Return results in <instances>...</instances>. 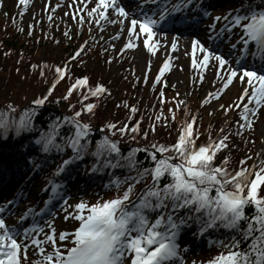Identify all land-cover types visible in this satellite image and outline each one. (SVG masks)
<instances>
[{"label":"snow or ice","instance_id":"6c2138e0","mask_svg":"<svg viewBox=\"0 0 264 264\" xmlns=\"http://www.w3.org/2000/svg\"><path fill=\"white\" fill-rule=\"evenodd\" d=\"M153 2H157V0H153ZM191 2L192 0H188L186 4L173 5L171 12L186 9ZM261 2L264 3V0ZM18 3L26 5L28 0H18ZM109 10L117 16L121 24L125 22L121 18H126L128 13L124 7L117 4L116 0H97L95 7L88 11L87 15L93 17V13H96L95 23L99 24L102 19L108 18ZM168 14L169 9L165 5L160 10L161 20L165 19ZM5 15L7 14L5 13ZM49 18L51 19V17ZM213 19L215 22L219 21L221 17H214ZM223 19L226 21L225 28L228 32L236 27L240 28L242 32L238 38L242 45L240 55L236 58L238 67H233L223 55L210 52L195 38L191 42L192 51L195 53L199 50L203 55L198 61L194 59L193 65L201 68L207 67L211 60L217 62L216 76L220 81L219 86L214 93L206 95L202 104L208 103L211 99H218L220 94L234 82V79L241 81L243 92L240 99L244 100L246 97L248 102L243 104L240 112V119L243 123L237 122V131L234 134L239 135L245 127L252 128L251 117L255 116L257 109L264 105V66L259 70L244 66L250 43H254L256 46L252 53L253 57H259L264 61V8L252 6L243 14L242 10H235V14L229 13ZM81 22H83V18H81ZM109 22L116 23L114 20ZM192 22H196L195 17L192 18ZM156 23L158 21L148 16L140 20L131 19L128 22L129 37L146 34L143 44L150 53H154L158 44V41L150 43L156 35L153 31V25ZM137 26L138 32L136 31ZM31 27L29 25V28ZM209 27L213 28L211 25ZM213 32H215L214 28ZM222 35V32L215 33L210 35L209 39L219 40ZM85 46L86 44L80 47L83 49ZM135 47L136 44L131 41L127 42L121 48V52ZM175 47L176 41L173 40L172 48L175 49ZM230 48L235 51L237 45L231 44ZM78 54L70 56L69 59L75 60ZM169 67V60L165 59L156 80H159ZM67 68V64L64 67H56V77H65ZM41 75H43V71H41ZM86 83L87 78H77L68 88L64 98L67 99L68 95H71L75 89L86 85ZM54 87L55 80L52 86L48 88V94H51ZM105 92L106 89L98 83L94 88L88 89L87 94L82 95L81 100L86 101L88 96H99ZM163 95V91H161V103L164 102ZM47 98L48 96L45 95L35 99L32 103L40 106ZM95 107L96 105L93 103H83L79 111H75L72 116H66L62 122L57 121L54 125L55 128H59L61 123H67L74 129L66 140V146L72 150L73 155L63 160L54 174L58 175L64 171L66 166L74 160H79L81 153L85 152L91 128L90 125L81 123L78 118L82 112L90 113ZM231 107L230 105L229 108H224L221 105L225 112L229 111ZM237 107L240 106L237 105ZM130 110L135 112L136 108L132 107ZM171 111L169 109L170 113ZM187 111V107L184 106L185 115H187ZM33 114L34 110L22 113L21 121L16 124L17 130H23L27 127L26 118ZM211 114L209 112V115ZM6 116L7 113H0V132L6 130L8 126ZM129 119L132 117L130 116ZM160 119V115H157L156 120L160 121ZM173 119H175L174 116ZM195 121L196 116L193 115L191 120H185L181 124L175 143L170 145L153 144L150 149H133L126 157L129 161L128 166L135 167V152L148 151L154 164L150 169H143L137 176L131 178L133 181H139L149 172L152 177V182L141 190L138 202H129V196L133 190V184L130 183L120 196L93 205H87L81 201L73 206L76 209L74 218L79 221V226L74 229L70 236L71 247L63 244L58 245L54 230L44 233V239L41 240L38 238L41 233L38 225H32L20 231L14 226H8L5 220L0 218V264H22V261L26 262L29 244L35 247L40 256V259L34 261L33 264H121L126 253L132 254L130 264H162V262L178 257L176 236L180 227L186 223L185 218L178 221L176 219V214L181 209L194 213L192 219L200 225L198 229L200 233L215 227L218 222L227 229H236L241 232L240 240L234 238L233 242L222 245L230 249L227 253L218 254L207 264H264V197L258 196L260 186L264 185V167L257 169L255 164L252 168L243 167L245 161L241 160L242 167L233 174L225 167L228 163L227 157H224L221 165H215L217 153L221 150H227L229 137L224 134V129H221L217 138L214 139L210 135L208 142L197 146L196 141L199 132L195 128ZM139 124L140 121H136L129 128L127 124L117 127L115 123H108L106 128L109 132H119L121 135H125L128 131L138 132ZM150 127L152 131H155L154 125ZM82 140L85 143H81ZM37 143L42 144L43 151H49L53 147L57 151H63V148L55 143L51 131L39 139ZM109 153H115L119 157L118 142L104 136L96 142V150L92 155L99 161L101 156ZM166 153L173 155H165ZM257 158H259V154ZM104 166L117 167L119 165L118 163L113 164L111 159H106ZM96 167L97 165H93L92 170H95ZM165 176L169 178L170 182L160 187L161 178ZM250 176L252 178L249 181ZM120 183L121 181L117 178L106 187L113 185L119 187ZM228 185H231L230 190L227 188ZM47 187L52 189L53 195L57 193L59 188L52 182H49ZM213 189L215 195L211 194ZM166 202L171 203V208L161 212L155 221H150L146 212L162 208L167 209ZM12 203L9 201L8 205L11 206ZM130 203L131 211L128 210ZM249 205L254 206L255 209L251 216L244 212L245 207ZM5 211L7 208L0 207V213ZM44 211L41 209V212ZM36 215L39 213L28 208L19 216L18 220L24 222L28 216ZM65 219H68V216ZM241 222H246V227L243 229L240 228ZM48 227L51 228V224H48ZM161 228L162 230H160ZM17 237L20 239L18 240ZM68 238V234L59 233V241L63 242ZM241 240L245 242L251 240L243 252L235 250L238 249ZM45 244L50 245L51 251L45 249Z\"/></svg>","mask_w":264,"mask_h":264},{"label":"trees","instance_id":"16d2710c","mask_svg":"<svg viewBox=\"0 0 264 264\" xmlns=\"http://www.w3.org/2000/svg\"><path fill=\"white\" fill-rule=\"evenodd\" d=\"M227 1L237 5L247 4L246 12L252 6L264 8V3L261 0ZM31 26L28 29V34L21 28L20 17L12 15L9 9L4 10L3 19H0V113H7L5 119L8 125L6 130L0 132V158H5L8 152L16 150L17 154H21L22 157L36 155L33 152L42 147V144L37 143V138L41 139L51 131L55 143L63 148L64 155L59 154L60 151L53 147L51 150L45 151V154H37L41 157L40 162L42 163L43 159H46V154L49 153L51 156L47 158V161L50 164L54 162L57 164L64 158L68 159L72 156V150L66 146V140L74 129L67 123H61L59 128H55L54 125L57 121L62 122L66 116H72L75 111H79L83 103H93L96 107L92 112H82L78 118L81 123L84 122L91 128L86 142L87 147L83 152L84 159H88L89 163L96 160V157L92 158L91 154L93 150H96V142L102 137L108 136L111 140L117 141L120 150L119 157L115 153H109L107 156L114 164L118 163L119 166L114 168V174L123 172L122 180L125 183L97 202L102 203L104 200L122 195L130 183L133 184V190L129 196V202H138L141 190L152 182V177L149 172L139 181H133L131 178L137 176L143 169H150L154 164L148 151L135 152V167L128 166L129 161L126 157L133 149H150L153 144L170 145L175 143L178 130L186 120L184 106L182 103H178L182 102L180 96L173 92L168 81L162 84V88L157 87L149 90L146 85L141 84L138 78L128 73V66L114 81L109 73V67L116 58V53H110L107 49L97 45L80 48V43L89 27L86 22L68 21L65 23L64 29L59 32L53 30L49 21L43 19ZM57 42L60 43V48L58 52H53L52 48L57 45ZM77 53L79 54L75 60L69 59L70 56H76ZM65 64L68 65L67 75L57 78L56 67H64ZM41 71H43V75H41ZM77 78H87L86 85L79 86L65 99L68 88ZM54 80L55 87L51 94H48V88L52 86ZM98 83L106 89V92L99 96H88L86 101L81 100L82 95H86L88 89L94 88ZM161 91L164 94L163 103H161ZM45 95L48 98L42 105L36 106L32 103L35 99ZM132 107L136 108L135 112L130 110ZM169 109L172 110L171 113ZM33 110L34 114L26 118L28 126L23 130H17L16 124L21 121V114ZM223 114L225 117L227 112L224 111ZM157 115H160V121L156 120ZM188 115L190 117L192 111H189ZM130 116L132 119H129ZM220 118L213 120L206 113L196 117L195 128L199 132L197 146L208 142L210 135L214 137L221 125ZM136 121H140V124L139 131L135 133L128 131L127 134L121 135L119 132H109L106 128L108 123H115L117 127L127 124L130 128ZM152 125L155 126V131L151 130L150 126ZM228 131L231 133L228 139L229 146L227 150L217 153L215 165H221V161L227 157L228 163L225 167L234 174L242 167L241 160L245 161L243 167L250 168L258 139L253 137L251 142L250 140L243 141L239 135L234 134L236 132ZM228 131H225L224 134L228 135ZM15 132L16 136H13ZM3 133H6L7 140H3L4 138L1 137ZM24 148H27V152L22 154L21 151ZM165 155L173 154L166 153ZM262 162H264V155L256 164L257 169L264 167ZM3 163L5 162L3 161ZM251 178L250 176L249 181ZM169 182L167 176L162 177L159 186L163 187ZM227 188L230 190L231 185H228ZM211 194L215 195L214 189ZM258 196L264 197V185L260 186ZM166 203L167 209L146 212L150 221H155L161 212L171 208V203ZM128 210H132L131 203ZM254 211L252 205L246 206L244 209L248 216H251ZM193 215V212L181 209L176 217L177 219L185 218V224L194 226L197 223L192 219ZM245 227L246 222H241L240 228ZM210 229L216 233L214 234L216 236L226 235V239H229L227 244L233 242L234 238L241 239V232L236 229H227L219 222ZM248 243H251V240L247 242L241 240L238 249L235 250L243 252ZM229 250L227 248V251Z\"/></svg>","mask_w":264,"mask_h":264},{"label":"rangeland","instance_id":"374dc122","mask_svg":"<svg viewBox=\"0 0 264 264\" xmlns=\"http://www.w3.org/2000/svg\"><path fill=\"white\" fill-rule=\"evenodd\" d=\"M96 2L97 0H28L26 5H20L18 0H0V19H3V11L6 8H8L11 12H19L22 16V20L20 22L21 28L28 33L29 25L38 23L40 19L51 17V19H49L51 20L54 29L59 32L61 28H63V23L70 20L75 14H87L88 11L95 7ZM146 2H148V0H130L126 6L128 16L126 18H121L125 20L123 24H121L117 16L109 10V13L107 14L108 18L102 19L98 24L99 37L103 40V43L114 50V52L120 50L127 42L131 41L136 44L135 48L127 50H129L131 54L130 60L136 73H139L140 75L146 68H148V70H152L159 62L163 65L164 60L168 59L170 67L165 71V73L168 75L170 85H172L176 91L180 92L182 99L185 103L190 105L191 109L195 108L197 107V104L194 99L197 97L205 98L208 93H214L217 90L220 81L216 76L217 62L215 60H211L207 67L197 68L193 65V60L195 59L198 61L202 58L203 54L200 53L199 50L193 53L191 44L192 40L194 38L198 39L204 47L210 50V52L223 55L233 67H237L236 58L240 55V47H242L238 38L242 35V32H237L236 30H232L231 32L226 31L228 32V36H225L222 41H215L209 39V36L214 35L215 32L211 31L208 27L205 28L203 26V24H207V21L202 22L200 26L197 27L198 30H195L197 34L194 35H180L178 32L159 33L153 29L156 35H154L152 42L156 43L158 41V44L154 53H150L143 44L146 34L130 38L127 32L128 22L131 19H144L145 12H140V10L144 5H148ZM96 16L97 14L93 13V17H91L92 24H96ZM110 20H114L116 23H110ZM136 31H139L138 26ZM93 36L96 35L93 34L89 37L91 38ZM227 38H229L228 41H226ZM173 40L176 41L175 49L172 48ZM56 44L57 45L52 48L53 52H58L60 48V43L58 44L57 42ZM231 44L237 45L235 51L230 48ZM122 59V56H116L111 67H109V73L112 75V79H114V81L121 72ZM244 66L246 67V65ZM145 74L146 73H144V75ZM147 78L150 80L151 75H147ZM242 92L243 85L241 84V81L239 79H234V82L220 94L219 98L211 99L208 102L207 107L202 109V111L205 112L212 110V115H214L213 113L218 110L223 103L227 104L233 100H237ZM247 102L246 97L244 100H241V103L238 104L241 106V110L243 104ZM218 117L219 115H217L216 118L214 117V120ZM251 119L254 126V134L252 135L258 138L256 148L260 149L262 139L264 137V105L257 109L256 115L252 116ZM226 120H229V117ZM246 137L251 136L246 133ZM38 180L39 178H34L32 181L27 183V189H30V191H27L23 197L24 207H27L29 204L31 206V202L36 200V194L41 191L37 184V182H39ZM74 188L75 187L72 189L74 190ZM78 193L79 192L74 194L71 193L72 197L67 200V203L58 208L56 215L46 221L41 228V233L38 236L39 239L43 240L44 233H49L54 230V235L58 245L63 244L67 247L72 246L70 236L74 229L78 227L79 223H77L74 218L75 211H72V206H74L75 203L73 202V199ZM8 200H11V198ZM7 203L8 201H5V203L3 202V204ZM0 207H3V205ZM15 214V218H13L10 214H6L4 217L0 218H3L8 226H12L14 221H16L23 213L21 212L18 214L17 211H15ZM66 216H68V219H65ZM7 221L10 222L7 223ZM48 224H51V228L48 227ZM61 232H64L69 236V238L63 242L59 241V233ZM44 247L47 251H51L50 245L45 244ZM186 249L187 247L183 248L185 253L182 252L180 257V260H182L184 264H200L207 252L203 247H200V249L196 251H190V253L186 252ZM131 255V253H126L121 264H130ZM35 259H40L39 253L36 252L33 245L29 244L27 250V261H22V264H33L34 261H38Z\"/></svg>","mask_w":264,"mask_h":264},{"label":"bare ground","instance_id":"6f19581e","mask_svg":"<svg viewBox=\"0 0 264 264\" xmlns=\"http://www.w3.org/2000/svg\"><path fill=\"white\" fill-rule=\"evenodd\" d=\"M262 143L264 144V137H263V139H262ZM6 208H7V211H5V212H3V213H0V217L6 215L7 213L12 214L13 212H15V209L12 208L11 206L6 205ZM20 208H21V207L18 206V209H20ZM20 224H21L20 221H18L17 223H15V225H20Z\"/></svg>","mask_w":264,"mask_h":264}]
</instances>
